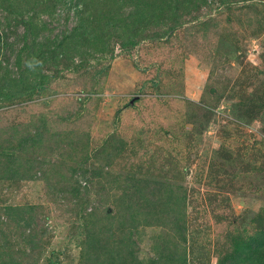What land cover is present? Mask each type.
Returning a JSON list of instances; mask_svg holds the SVG:
<instances>
[{
  "label": "rangeland",
  "instance_id": "1",
  "mask_svg": "<svg viewBox=\"0 0 264 264\" xmlns=\"http://www.w3.org/2000/svg\"><path fill=\"white\" fill-rule=\"evenodd\" d=\"M20 1L0 6V99L16 91L20 19L29 15V0ZM72 2L61 0L35 18L44 24L37 41L72 31L80 16ZM119 49L115 43L110 59L87 56L90 65L76 73L43 70L50 75L44 92L0 101V148L16 155L18 173L3 178L1 166L11 169L3 157L1 245L5 233L9 247L31 256L20 264H84L87 228L112 225L105 218L131 200L124 177L133 175L185 195L186 231L171 228L164 207L152 214L136 200L140 212L126 244L131 255L122 244L115 264H149L167 251L176 258L185 252L186 264H226L231 254L232 264H264V250L248 242L264 233V0L200 7L169 35L142 36L130 50ZM76 115V124L65 123ZM42 120L53 135L47 146L9 149ZM73 147L78 154L71 155ZM31 160L41 165L28 170ZM62 165L76 171L70 175ZM15 208L31 224L27 230L15 223Z\"/></svg>",
  "mask_w": 264,
  "mask_h": 264
},
{
  "label": "trees",
  "instance_id": "2",
  "mask_svg": "<svg viewBox=\"0 0 264 264\" xmlns=\"http://www.w3.org/2000/svg\"><path fill=\"white\" fill-rule=\"evenodd\" d=\"M20 0H0V6H9L11 2ZM61 0H29L25 1L28 6V16L25 19H20V23L24 25V31L20 36V41L23 42L17 50V56L14 64L17 69V76L12 83L16 85L14 93H6L1 97L0 101L4 103H12L16 100H28L34 95L37 96L46 90L50 81V75L43 70L52 69L54 74L60 72L61 69L71 70L76 73L80 68H85L90 65L87 56L96 53L101 54L100 58H113L115 43L119 44V50H130L138 45V39L142 36L146 39H154L155 37H165L173 32L177 25L183 23V17L194 10H199L203 6L215 5L216 7L228 6L232 2L243 0H72L76 6V14L79 13V22L73 27L69 33H63L61 36L50 38L48 35L36 40L39 35V29L44 24L35 18L43 13H50L55 5ZM81 8H79V6ZM90 7H93L92 9ZM78 8V9H77ZM19 20V19H18ZM161 29V30H160ZM156 30V31H154ZM160 30V31H158ZM30 39V44L28 40ZM66 47H63L64 44ZM94 57V56H93ZM95 58V57H94ZM99 59V58H98ZM96 59V60H98ZM60 64L63 66L60 67ZM100 71H98L99 73ZM65 123L76 124L78 118H64ZM80 119V118H79ZM46 126L44 120L32 126L30 130L21 134L18 139L11 141L9 149L13 152L37 151L45 145L51 132ZM53 138V135H50ZM55 137V135H54ZM0 163L7 165L5 169L1 166V171L4 173L3 178L12 180L18 177V173L13 170L12 164L16 163L17 157L12 154H5L4 149L0 148ZM121 151V147L115 149V154ZM71 155L77 152L73 147ZM78 154V152H77ZM4 157V158H3ZM71 157V156H70ZM82 159H86L84 156ZM21 164L22 161H19ZM28 170H33L36 161H25ZM82 162V160H80ZM2 164V165H3ZM24 164V163H23ZM130 165L128 168H132ZM68 168L69 174L76 171V168ZM9 170V172H8ZM132 171H134L132 169ZM32 173L26 176L31 178ZM126 183L125 188L134 190L133 195H124L130 197V201H125V207L122 206L123 212L114 207L115 212L110 216H106L105 223L112 225L107 228H97V224H91L87 228V236L85 243V263L84 264H115V256L120 254L125 248L122 244L128 247L127 240H130V232L136 227L134 219L135 212H140L139 207L132 204L136 200L144 201L141 204L144 211L152 210V214L156 212L157 206L166 209L165 216L169 218L171 228L177 230L181 236H184L186 231V219L184 210L185 195L182 198L177 197L173 192H164L162 190L164 184L161 182L152 181V179H144L143 177L126 175L124 177ZM78 193H75V196ZM123 195V196H124ZM150 201V202H149ZM147 203V204H145ZM16 211V224L24 231L27 230L25 214L18 208L11 209ZM20 210V211H19ZM9 212V211H8ZM7 212V213H8ZM147 221V219H145ZM156 219H149L148 222H155ZM147 222V223H148ZM128 224V227H127ZM31 225V224H30ZM30 234V233H29ZM126 234V235H125ZM32 235V233H31ZM264 233L257 232L251 240V244L258 243V249L264 250ZM241 242L239 241V245ZM237 247H233L235 251ZM245 252L244 257L249 259L248 250L245 246L241 248ZM126 253L130 256L131 251L126 249ZM177 252L167 251L164 255L158 254L155 259H151L149 264H168L169 261L178 260L179 264H186V254L182 252L179 258H176ZM237 257L235 254L227 255L224 262H229V258ZM30 255L17 252L13 247L7 244L6 234L4 233V244L0 243V264H20ZM169 260L166 262V260ZM160 261V262H159ZM117 263V262H116ZM261 263V262H258ZM56 264V263H51Z\"/></svg>",
  "mask_w": 264,
  "mask_h": 264
}]
</instances>
